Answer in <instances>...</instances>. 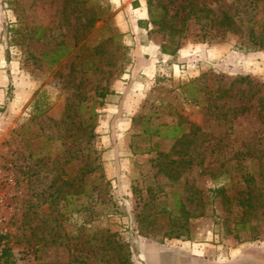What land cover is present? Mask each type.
I'll return each mask as SVG.
<instances>
[{
  "label": "rangeland",
  "instance_id": "374dc122",
  "mask_svg": "<svg viewBox=\"0 0 264 264\" xmlns=\"http://www.w3.org/2000/svg\"><path fill=\"white\" fill-rule=\"evenodd\" d=\"M144 2L132 33L118 0H0V264L264 251V0ZM147 41L176 50L141 85Z\"/></svg>",
  "mask_w": 264,
  "mask_h": 264
},
{
  "label": "crops",
  "instance_id": "0c3cea01",
  "mask_svg": "<svg viewBox=\"0 0 264 264\" xmlns=\"http://www.w3.org/2000/svg\"><path fill=\"white\" fill-rule=\"evenodd\" d=\"M125 4L124 9L130 13V23L135 27L132 33H138L139 30L147 25V11L144 0H118ZM128 6L130 9H128ZM132 13V16H131ZM127 23V22H126ZM125 31V30H124ZM134 31V32H133ZM149 42V43H148ZM135 64L133 71L142 72L146 81L141 85L148 84L150 79L156 74L157 64L154 58L160 55L166 59L172 58L173 54L163 53L161 45L155 41H147L145 45H138L134 50ZM180 53V52H179ZM182 55V53H180ZM149 56L146 58V56ZM176 66L175 64H173ZM178 67V66H177ZM196 75V74H195ZM113 94H136L127 90L124 86H119ZM195 250H178L175 247L161 246L155 243L141 240L139 242V264H264V251L249 250L246 247H240L233 254L218 253L213 250H207L203 254H197Z\"/></svg>",
  "mask_w": 264,
  "mask_h": 264
},
{
  "label": "trees",
  "instance_id": "16d2710c",
  "mask_svg": "<svg viewBox=\"0 0 264 264\" xmlns=\"http://www.w3.org/2000/svg\"><path fill=\"white\" fill-rule=\"evenodd\" d=\"M152 21V20H151ZM150 21V22H151ZM218 22V24L219 25H221V27L223 28V29H229L230 27H231V25H234V21H233V19L231 18V16L229 15V14H227L226 12H224L223 13V15H222V17L217 21ZM175 50H176V48H174V49H171V50H169L168 48H167V46H166V44L165 43H163L162 45H161V51L163 52V53H167V54H174L175 53ZM102 97H104L105 96V92H102L101 94H100ZM177 128H174V129H172V134H163L165 137H173V138H176L177 136H178V133H179V129L180 128H178V126H176ZM216 192H221V191H223V188L222 187H217L216 189ZM7 253V252H6Z\"/></svg>",
  "mask_w": 264,
  "mask_h": 264
},
{
  "label": "built area",
  "instance_id": "2783aa9c",
  "mask_svg": "<svg viewBox=\"0 0 264 264\" xmlns=\"http://www.w3.org/2000/svg\"><path fill=\"white\" fill-rule=\"evenodd\" d=\"M7 217L0 209V263L4 260L10 242V230L7 226Z\"/></svg>",
  "mask_w": 264,
  "mask_h": 264
}]
</instances>
